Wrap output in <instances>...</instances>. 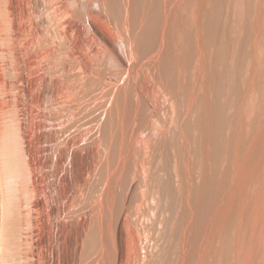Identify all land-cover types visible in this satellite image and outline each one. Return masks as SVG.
<instances>
[{"label":"rangeland","instance_id":"1","mask_svg":"<svg viewBox=\"0 0 264 264\" xmlns=\"http://www.w3.org/2000/svg\"><path fill=\"white\" fill-rule=\"evenodd\" d=\"M184 1L202 38L179 15L151 67L163 0H130L131 65L127 0H0L1 150L34 184L29 264H199L217 212L204 264H264V0ZM1 206L0 264H20Z\"/></svg>","mask_w":264,"mask_h":264},{"label":"bare ground","instance_id":"2","mask_svg":"<svg viewBox=\"0 0 264 264\" xmlns=\"http://www.w3.org/2000/svg\"><path fill=\"white\" fill-rule=\"evenodd\" d=\"M184 0H163V12H164V23H163V26H162V29H161V40H160V44H159V47H158V49H157V51L152 55V56H150V58L148 59V64L150 65H152L153 66V64L155 65L156 63H158L159 64V62L161 61V59H162V57H163V55H165V54H170L169 52H171V50H173V49H171V48H174L175 47V49L176 48H178V47H176V46H174V45H178V35H180V34H178L177 36H176V29H177V26H178V18H179V15H183V16H186V17H183V18H189L190 19V21L192 22V23H194V26L197 24V25H199L200 24V19H201V14H200V2L198 1V0H196V1H198L197 2V4H194V6L193 7H190L189 8V6H188V8L186 7L187 5H188V3H187V5L186 6H184V2H183ZM202 1V0H201ZM202 6V5H201ZM106 8H100V11L101 12H103L104 14H106V11L107 10H105ZM106 16V15H105ZM180 16V17H181ZM130 18H131V4H130V0H127V3H126V5H125V15H124V20H123V23H122V29H123V31H124V33H125V36L127 37V49L125 50L124 49V55H125V58H126V63L128 64V65H131V64H134L135 63V61H139V59L137 60L136 59V57H135V51H134V45L136 44V42H137V37L134 35V34H132V32H130V23H131V20H130ZM182 18V17H181ZM180 19V18H179ZM187 21V20H186ZM190 21L188 22V24L190 23ZM178 23V24H177ZM191 24V23H190ZM180 25V24H179ZM191 25H193V24H191ZM196 25V26H197ZM201 25V24H200ZM190 26V25H189ZM196 26H195V28H196ZM199 27V26H198ZM196 28V31H198L197 33H198V37L199 38H202V35H201V33H200V29L199 28ZM2 30V29H1ZM200 30V31H199ZM201 35V36H200ZM180 37H181V35H180ZM103 39H105V38H103ZM109 40V39H108ZM175 40H177V41H175ZM180 40V39H179ZM199 41H202V39L200 40L199 39ZM107 42V41H106ZM176 43V44H175ZM201 43V42H200ZM108 45L111 47V43H109L108 42ZM202 46V45H201ZM174 49V50H175ZM114 50V49H113ZM201 50V51H200ZM179 51V50H178ZM199 55H200V61H201V63H203V61H204V58H205V55H206V53L204 52V49L203 48H200L199 49ZM119 52V51H118ZM175 54H176V52H174ZM174 55V54H173ZM176 55H178V54H176ZM180 56V55H179ZM171 57V56H170ZM123 58V57H122ZM136 59V60H135ZM122 60V59H121ZM150 65V66H151ZM151 66V67H152ZM156 66V65H155ZM154 67V66H153ZM200 68H201V66H200ZM147 69V68H146ZM149 70V69H148ZM154 71V70H153ZM159 78H161V76H160V73H159ZM163 80V79H162ZM160 82V81H159ZM160 85H162V84H160ZM165 85H166V83H165ZM169 86V85H168ZM166 88V87H165ZM162 89V88H161ZM162 92V91H161ZM138 96V95H137ZM140 96V95H139ZM142 98V97H141ZM169 98V97H168ZM164 99V98H163ZM165 99H167L166 97H165ZM126 105V104H125ZM250 108V107H249ZM248 108V109H249ZM123 110V109H122ZM2 112V111H1ZM124 113V112H123ZM154 114V113H153ZM1 116V115H0ZM154 119V118H153ZM1 120V119H0ZM123 120V119H122ZM150 120H152V118L150 119ZM156 120V119H155ZM5 122V121H4ZM130 123V122H129ZM153 124V123H152ZM156 124V123H155ZM148 125H150V124H148ZM2 126H4L3 125V122H2ZM1 127V126H0ZM2 128V127H1ZM0 128V129H1ZM8 128V127H7ZM153 128V127H152ZM10 129V128H9ZM13 129V128H12ZM8 130V129H7ZM0 131H4L3 129L2 130H0ZM125 131V130H124ZM5 132V131H4ZM128 132V131H127ZM155 133V132H154ZM3 133H0V197H1V204H2V209H1V211H2V216H1V218H2V220H3V222H2V227H1V237H3L4 238V241H5V239H6V236L8 235V233H10V232H8V231H11V233H12V235L14 236V238H16V240H15V242L14 243H16V241L18 240L19 242H17V243H20V246L18 247V248H16L14 245V247L16 248V250L15 249H13L14 251H15V253H14V251H12L14 254H15V260L14 261H16L17 262V260H18V262L20 263V264H29V262H30V258H32L33 259V253H34V250H33V248H34V246L33 245H31V247H28L29 249H26L25 248V245L27 244V242L29 241V243H31L32 244V241H33V239H32V233H33V230L34 229H32L31 228V221H32V212H34V208L33 207H35L34 205H32L33 203V200H31L33 197H32V195L33 194H35V193H33L29 188H33L34 187V184H33V186L31 185V187H29L30 185H28V184H32V182L31 183H28V180H27V178H28V176H27V174H24V171H21L20 169V171H18V172H22V174L21 173H19V174H21V176H19V177H21V181H22V183L21 182H19L18 183V181H20L19 179H17L18 181H17V183H18V185H16V183H15V185H12L11 184V182L13 181V177H15L17 174L16 173H18L17 171H16V173H15V176L13 175V171H12V174L10 173L11 172V170H10V172L8 173L7 171H9V169L8 168H5V163L7 162V160L9 161V159L11 158H8L7 160H5L6 162H4L3 163V159H4V155L3 154H5V153H2L3 152V150H1L2 149V146H1V143L3 142V139H4V136H5V134L6 133H4V136L2 135ZM2 135V136H1ZM7 136V135H6ZM155 136V135H154ZM1 137H3V138H1ZM14 137V136H13ZM18 138V137H17ZM6 139V138H5ZM126 139V138H125ZM151 139V138H150ZM2 140V141H1ZM22 140V139H21ZM6 141V140H5ZM4 141V142H5ZM3 142V143H4ZM2 143V144H3ZM142 144H143V142H142ZM9 146V145H8ZM17 146V145H16ZM127 146V145H126ZM143 146V145H142ZM128 147H130V148H132L131 146H128ZM4 148V147H3ZM18 148V147H17ZM126 148V147H125ZM143 148V147H142ZM145 148V147H144ZM148 148V147H147ZM121 149H123V148H121ZM23 150V149H22ZM127 150V149H126ZM150 150V149H149ZM11 154V153H10ZM127 154V153H126ZM129 155V154H128ZM5 156H6V154H5ZM9 156H11V155H8V157ZM24 156V155H23ZM7 158V157H6ZM5 158V159H6ZM125 159V158H124ZM130 160V159H129ZM10 162V161H9ZM9 162H7L8 164L7 165H9L10 166V163ZM128 163V162H127ZM18 163H16V164H14L13 166H18L17 165ZM123 165V164H122ZM12 166V165H11ZM13 166L11 167V168H13ZM8 167V166H7ZM19 167V166H18ZM18 167H17V169H18ZM124 167V166H123ZM138 167H140V166H138ZM142 167V166H141ZM19 168H21V167H19ZM16 170V168L14 169V171ZM25 170V169H24ZM121 170H122V168H121ZM143 171V170H142ZM117 172V171H116ZM27 173V172H26ZM18 174V175H19ZM31 175V174H30ZM118 175V174H117ZM16 177H18V176H16ZM113 177V176H112ZM245 178V174L244 173H241L240 174V177H239V180L240 181H242L243 179ZM113 180V179H112ZM15 182H16V180H15ZM111 182V181H110ZM108 183V182H107ZM113 186V185H112ZM35 189V188H34ZM33 190V189H32ZM110 191V190H109ZM33 193V194H32ZM110 193V192H109ZM104 196H103V198L102 199H104L105 198V194H103ZM109 195V194H108ZM12 197H14V200H13V198ZM32 197V198H31ZM107 197V196H106ZM16 198V199H15ZM35 199V198H34ZM16 200H17V202H16ZM32 201V202H31ZM35 201V200H34ZM37 203V202H36ZM36 208V207H35ZM33 209V210H32ZM37 209V208H36ZM37 210H35V212H36ZM9 217H12V219H13V222H12V220L11 219H9V224H7V222H5V220H7ZM36 218V217H35ZM218 219H219V212H217L216 214H215V216H214V218H213V221H212V223H211V226H210V231H209V236H208V238H207V240H205L204 241V243H202L201 244V248L199 249V251H198V254H197V258H198V262H199V264H204V262H205V260H206V258L208 257V255H209V253H210V250L212 249L211 248V246L214 244V242L217 240V232L214 230V227H215V225H216V223H217V221H218ZM11 220V221H10ZM1 222V221H0ZM5 222V223H4ZM12 222V223H11ZM26 222H29V226L27 225V223ZM30 228V229H27L28 227ZM33 226V225H32ZM27 230H29L30 231V233H28L29 231H27ZM10 237V236H9ZM10 238H13V237H10ZM204 238H205V236H204ZM3 240V239H2ZM10 240V239H9ZM4 241L2 242V243H4ZM8 241V240H7ZM6 241V242H7ZM11 241H13L12 239H11ZM8 242H10V241H8ZM7 242V243H8ZM23 243H26L24 246H22V244ZM28 243V244H29ZM102 243H103V246H104V240L102 241ZM15 245H17V244H15ZM4 246V245H3ZM28 246H30V244L28 245ZM32 246H33V248H32ZM102 246V247H103ZM106 246V245H105ZM200 246V245H199ZM11 253V252H10ZM9 254V253H8ZM10 255H12V253L10 254ZM13 256V255H12ZM17 259V260H16ZM15 262V263H16ZM17 262V263H18ZM13 263V262H12Z\"/></svg>","mask_w":264,"mask_h":264}]
</instances>
